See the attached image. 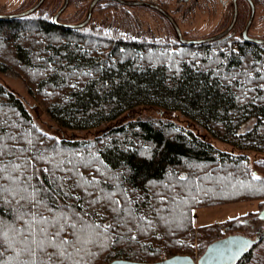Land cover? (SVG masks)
<instances>
[{
	"label": "trees",
	"instance_id": "1",
	"mask_svg": "<svg viewBox=\"0 0 264 264\" xmlns=\"http://www.w3.org/2000/svg\"><path fill=\"white\" fill-rule=\"evenodd\" d=\"M53 16L41 6L27 16L0 18V72L22 78L56 121L47 125L55 132L43 129L22 96L0 79V167L5 168L0 189H7L0 191V251L5 264L29 259L20 252V236L10 230L26 228L29 218L21 210H32L18 194L24 185L43 198L38 214L53 220L63 212L69 225L94 229L85 228L89 242L63 264L157 261L191 253L187 240L194 237L196 208L264 202V159L252 168L194 132L190 123L186 127L165 118L172 111L199 117L233 145L264 134V44L242 39L239 18L222 38L176 41L173 47L166 39L156 44L116 38L88 24L67 28ZM138 106L155 107L162 117H135ZM126 113L128 120H122ZM102 123L109 124L96 137L77 133ZM236 218L226 220L229 228ZM48 230L56 229L49 225ZM71 233L64 226L61 238L76 239ZM225 236L219 233L213 240ZM261 241L242 256H247L244 264H264Z\"/></svg>",
	"mask_w": 264,
	"mask_h": 264
},
{
	"label": "rangeland",
	"instance_id": "2",
	"mask_svg": "<svg viewBox=\"0 0 264 264\" xmlns=\"http://www.w3.org/2000/svg\"><path fill=\"white\" fill-rule=\"evenodd\" d=\"M37 1L0 0V13L19 12L30 8ZM91 1L70 0L69 7L62 14L61 19L63 21H83L87 16ZM150 1L157 2L170 11L180 24L184 35L188 38L207 37L222 31L230 23L234 11L233 0H225V3L221 0ZM254 2L256 4V15L249 34L264 37V0H254ZM63 3L64 0H46L42 5V9L44 13L46 12L50 16H53ZM250 11L249 2L247 0H239V22L236 25L239 35L247 22ZM88 29L95 31L100 29L108 32V34H112L116 38L147 40L156 44L166 39L167 41H171V46L173 47H176V41L179 42L173 24L161 12L147 6L123 5L114 0H101L98 2L92 19L88 24ZM228 39L232 40L233 37H229ZM1 48L3 49L0 45ZM8 60L11 64L12 59L8 57ZM0 79L18 95L22 96L33 117L43 129L51 133L55 132L49 129L47 125L50 123L55 124L56 121L51 118L47 110H45V106L40 103V100L29 91L22 78L11 72H0ZM127 114L122 115L121 119L128 120L124 118ZM133 115L135 117H162L159 109L141 106L134 109ZM165 118H171L186 127L190 123L194 132L203 136L206 135L209 141L213 142L218 148L220 147L219 149L228 152L231 158H244L251 164L252 168L256 167L259 160L264 159V134L247 138L233 145L220 138L219 133L215 129H211L207 122L199 117H187L180 111H172ZM108 124L102 123L93 128L80 129L77 130V133L82 138L96 137L99 133L103 132V129ZM263 206L264 202H260V200H241L227 204L196 208L194 210V237L187 240V243H190L194 247V250L191 253L180 252V254H190L195 258L200 257L207 245L213 241V237L219 235V233L223 235H228L229 233L245 234L253 238L260 235L264 232V219L260 218L258 213ZM233 217H237L235 226L229 228L230 225L226 224V220ZM263 238H261L262 241L258 246L264 244ZM246 258L247 256L241 257L238 262L240 261V264H244V261H247ZM248 262L254 263L253 261Z\"/></svg>",
	"mask_w": 264,
	"mask_h": 264
},
{
	"label": "water",
	"instance_id": "3",
	"mask_svg": "<svg viewBox=\"0 0 264 264\" xmlns=\"http://www.w3.org/2000/svg\"><path fill=\"white\" fill-rule=\"evenodd\" d=\"M101 0H92L86 18L83 21L70 23L60 21L61 14L67 9L70 0H64L63 5L57 10L53 16V21L61 26L67 28H82L85 27L92 19L94 9L98 2ZM120 4L128 6H147L165 15L170 22L173 24L175 31L177 33L178 39L182 44H200L211 42L219 38L224 37L230 33L235 27L238 16H239V0H233V16L230 23L222 31L215 33L213 35L202 37V38H188L184 35L180 24L174 15L168 11L164 6L157 2L150 0H114ZM250 4L251 11L248 20L241 32L242 37L254 43L264 44V37L252 36L249 34L250 27L254 22L256 15V4L254 0H247ZM45 0H38L33 6L25 10L13 13H0V18H14L27 16L36 10H38ZM258 216L264 219V206L259 211ZM264 237V232L256 237H250L245 234H229L225 237H221L210 242L205 251L200 255V257L195 258L190 254H174L166 258L157 261H139L128 258H116L110 261L108 264H236L238 260L257 242V240Z\"/></svg>",
	"mask_w": 264,
	"mask_h": 264
},
{
	"label": "snow or ice",
	"instance_id": "4",
	"mask_svg": "<svg viewBox=\"0 0 264 264\" xmlns=\"http://www.w3.org/2000/svg\"><path fill=\"white\" fill-rule=\"evenodd\" d=\"M15 167L18 168L19 165H16ZM3 171H5V168L0 167V172ZM181 179L185 178L181 177ZM253 179H259V177L254 176ZM29 187L31 186L24 185L18 189V194H20L21 200L28 201L32 204V210H21V215L29 218L25 220L27 226L26 228L21 229H10L12 232L20 236V243L23 244L20 252L26 253L29 257V259L22 262V264H56V260L53 259V257L59 258L60 264H63L64 260L73 259V257L78 255L79 252L84 249V246L89 242L84 236L85 228L92 229L93 231L94 229L91 225H85L83 228L78 229L76 222L69 225L67 222L70 218L63 212H61L60 216L53 220H49L42 214H38L40 211L38 205L43 203V198L41 197L40 199H37L38 190L33 188L32 191L29 192ZM0 191H7V189H0ZM60 220H63L65 224L60 225ZM78 222L83 224L82 218ZM49 225L54 227L56 230L49 232ZM64 226H70L72 228L71 235L75 236L76 239L69 240L61 238V232L63 231ZM109 227L110 225L104 226L105 229ZM0 231H2V227H0ZM4 235L7 237V233H4ZM9 246L11 247V244ZM65 246L72 247L75 251L67 252V248ZM49 247L56 249L57 251L47 252L46 249ZM20 252L17 253V257H19ZM3 255L4 252L0 251V264H5V261L2 259ZM44 257H47V259ZM9 259L13 258L10 257ZM75 264H80V261L77 260Z\"/></svg>",
	"mask_w": 264,
	"mask_h": 264
},
{
	"label": "flooded vegetation",
	"instance_id": "5",
	"mask_svg": "<svg viewBox=\"0 0 264 264\" xmlns=\"http://www.w3.org/2000/svg\"><path fill=\"white\" fill-rule=\"evenodd\" d=\"M183 1H188V0H183ZM222 2H223V0H221ZM223 3H225V1L223 2ZM248 20V19H247ZM242 36V35H241ZM253 36V35H252ZM244 39V38H243ZM245 40V39H244ZM247 41V40H246Z\"/></svg>",
	"mask_w": 264,
	"mask_h": 264
}]
</instances>
